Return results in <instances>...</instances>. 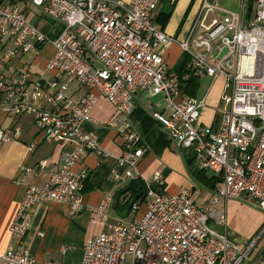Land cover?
<instances>
[{
  "label": "built area",
  "instance_id": "1",
  "mask_svg": "<svg viewBox=\"0 0 264 264\" xmlns=\"http://www.w3.org/2000/svg\"><path fill=\"white\" fill-rule=\"evenodd\" d=\"M7 2L0 0V104L10 115L29 114L43 140L61 143L63 151L44 184L26 186L0 264H40L23 242L36 205L54 201L66 204L70 214L80 211L89 173L86 168L73 172L71 166L84 153L106 155L96 137L80 128L97 124L90 112L101 96L114 108L107 125L121 149L110 178L115 187L135 179L146 145L129 116L141 92L162 97L170 111L151 110L154 120L178 150L191 149L197 168L214 173L220 183L206 204H198L186 186L168 193L156 171L144 181L143 199L132 202L137 213L129 222L109 221L105 214L112 197L107 194L94 208L106 229L85 240L79 264H264V251L251 259L264 237V223L240 241L229 234L227 214L219 206L242 197L264 213V0H241L238 11L202 0L187 36L178 41L190 58L185 78L224 79L213 127L199 123L204 97L180 95L178 76L157 49L175 41L152 22L160 0H30L60 24L53 37L31 23L25 9ZM211 9L222 13L219 20L197 31L200 17ZM47 43L55 54L44 66L49 79L19 61ZM72 83L85 89L76 99L68 92ZM11 136L0 128V142ZM19 170L18 182H25L32 169L21 165ZM131 199L124 192L119 203L126 206Z\"/></svg>",
  "mask_w": 264,
  "mask_h": 264
},
{
  "label": "crops",
  "instance_id": "2",
  "mask_svg": "<svg viewBox=\"0 0 264 264\" xmlns=\"http://www.w3.org/2000/svg\"><path fill=\"white\" fill-rule=\"evenodd\" d=\"M7 1L11 5L18 4L25 9L29 21L36 24L47 36L53 37L59 32L60 24L44 16L38 7L30 4V0ZM121 1L126 4L129 0ZM201 2L202 0H160L151 14V19L153 24L161 27L175 40L164 48L158 45L157 49L161 50L165 63L178 76L180 95L204 97L205 106L198 115L199 123L213 127L219 120L217 107L221 102L224 79L192 75L185 78L190 58L182 52L178 44L179 40L187 36L192 23L196 20ZM240 2L241 0H218L221 8L236 11L240 10ZM221 14L216 9L204 12L196 30L205 31L219 20ZM53 55L54 47L47 43L38 54L21 55L19 61L28 62L32 65V70L42 73L43 78L49 79L51 75L44 70V66ZM77 89L76 83L70 85L68 92L74 99L80 95L79 93L85 92V89ZM155 109L165 115L170 111L161 96H148L141 92L129 116L134 129L146 145V151L134 171L135 178L149 180L154 172L159 171L168 193H175L180 186H186L191 189V197L196 203L206 204L212 191L210 189L212 182L209 179L211 176H214V179L219 177L210 171H205L203 180L197 176L199 169L195 164L193 151L178 150L168 136L167 130L152 117L150 112ZM90 114L97 124L85 122L80 128L83 132L96 137L106 155L100 158L94 153H84L71 166L73 172L78 173L82 168H86L89 173L81 190V209L76 214H70L66 204L54 201L40 203L34 207L23 242L40 264L47 261H54L57 264L80 263L85 240L106 229L94 208L107 194L112 197L105 214L109 221L129 222L133 219L124 220L128 214L121 218L120 212L115 208L116 193L126 187L131 180L115 187L110 178L111 170L121 153L117 133L107 125L114 115V108L101 96ZM34 123L29 114L10 115L0 104V128L12 135L11 139L0 142V253L4 252L10 241L7 230L26 186L44 184L50 176L49 173L58 169L63 151L61 143L45 142ZM42 161H45V165L40 169L39 163ZM21 165L32 169L25 182H18ZM218 185L219 182L215 187ZM130 210L131 208L129 212ZM142 211L143 203L140 205L139 213ZM39 231L42 235L38 234ZM63 248L67 249L63 251Z\"/></svg>",
  "mask_w": 264,
  "mask_h": 264
},
{
  "label": "rangeland",
  "instance_id": "3",
  "mask_svg": "<svg viewBox=\"0 0 264 264\" xmlns=\"http://www.w3.org/2000/svg\"><path fill=\"white\" fill-rule=\"evenodd\" d=\"M219 206L227 214L229 234L240 241L257 233L264 223V213L259 210L254 201L247 202L241 197L238 200L229 199L225 202L223 201ZM136 213L134 209H131L124 220L132 219ZM261 240L259 246L254 250L251 259L253 257L254 260L257 259L259 253L264 251V237Z\"/></svg>",
  "mask_w": 264,
  "mask_h": 264
},
{
  "label": "trees",
  "instance_id": "4",
  "mask_svg": "<svg viewBox=\"0 0 264 264\" xmlns=\"http://www.w3.org/2000/svg\"><path fill=\"white\" fill-rule=\"evenodd\" d=\"M204 174H205V170H198V172H197V176L201 180L205 179ZM209 180H211V182H212L211 185H210V189L211 190H213L215 188V184L217 182L220 183V178L214 179V176H211ZM144 191H145L144 181L140 180L139 178L132 179V181H130L129 184L126 187H124L123 189L119 190L116 193V195H115V198L117 199V200H115V208H116V210L118 212H122L124 207H125V206L120 205V203H119V197H120V195L122 193L130 192L131 197L133 198L135 195L138 194V192H142L140 197H139V199H143L142 198V194L144 193ZM140 202H141V200H140Z\"/></svg>",
  "mask_w": 264,
  "mask_h": 264
},
{
  "label": "water",
  "instance_id": "5",
  "mask_svg": "<svg viewBox=\"0 0 264 264\" xmlns=\"http://www.w3.org/2000/svg\"><path fill=\"white\" fill-rule=\"evenodd\" d=\"M225 51H226V49L224 48V49L222 50V52H221L220 55H222L223 53H225ZM141 193H142V192H138V194L135 195V196L131 199V201L125 206L124 210H123L122 212L119 213L121 218H124V217L128 214L129 209L131 208V204H132V202L134 203V202L137 200V198L140 197Z\"/></svg>",
  "mask_w": 264,
  "mask_h": 264
}]
</instances>
